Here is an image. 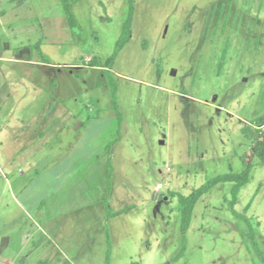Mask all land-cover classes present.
<instances>
[{"label": "rangeland", "instance_id": "1", "mask_svg": "<svg viewBox=\"0 0 264 264\" xmlns=\"http://www.w3.org/2000/svg\"><path fill=\"white\" fill-rule=\"evenodd\" d=\"M53 4L0 0V52L28 51L62 63L19 68L30 83L16 86L0 61V122L19 115L35 94L26 89L33 84L61 104L53 124L56 107L23 111L31 125H72L71 114L83 121L100 114L119 136L110 153L105 143L99 148L113 164L111 196L109 204L43 218L41 228L11 198L0 203V264H264L257 249L264 254V162L258 157L251 158V179L234 208L233 183L217 184L195 205L186 233L178 198L213 177L243 172L242 156L263 128L253 121L264 115V0H135L131 38L110 69L120 125L104 69L129 0L73 3L76 27L62 13L48 15ZM37 42L41 52L33 50ZM246 127L252 135L244 134ZM78 134L64 127V145L51 150L67 152ZM97 185L100 192L101 179ZM123 208L108 217L107 209ZM233 209L246 216L253 234ZM185 238V254L177 259Z\"/></svg>", "mask_w": 264, "mask_h": 264}, {"label": "crops", "instance_id": "2", "mask_svg": "<svg viewBox=\"0 0 264 264\" xmlns=\"http://www.w3.org/2000/svg\"><path fill=\"white\" fill-rule=\"evenodd\" d=\"M53 2L54 6L46 9L47 14L54 17L58 12L66 16L61 0ZM37 10H40V7ZM7 48H10V45ZM24 48L29 50L31 46ZM45 58L46 60L33 58V54L28 51L22 54L0 52V61L9 66V82L16 86L23 81L29 82L18 73L19 68L28 67V64L54 68L62 65L51 62L46 56ZM26 89L27 93L35 94L22 107L19 115L15 116V119L12 118L13 120L6 116L0 122V203L11 198L17 207L41 228L43 218H62L70 212H77L84 206L104 200L109 157L105 150L99 151V148L105 143L106 149L107 145L119 139V136L113 137L109 128L114 125H105L107 120L100 114L83 121L81 114L70 113L72 125H31L23 111L31 112L36 104L43 106L41 114L56 107L58 110H54L51 124L58 123V107L61 103L59 98L49 96L52 93L48 89L40 88L38 91L35 84L26 86ZM13 93L15 94V91H7L8 98H12ZM43 97L46 99H42ZM18 102L6 110V115L12 114ZM63 108L65 109L64 106ZM61 120L64 122V118ZM83 123H86L84 130ZM64 127L78 130L79 134L72 147L60 154L52 151L51 147L56 149L64 145V138L59 135ZM99 179L102 187L100 192L97 191ZM42 204L43 211L40 210ZM59 251L64 256H70L63 246Z\"/></svg>", "mask_w": 264, "mask_h": 264}, {"label": "trees", "instance_id": "3", "mask_svg": "<svg viewBox=\"0 0 264 264\" xmlns=\"http://www.w3.org/2000/svg\"><path fill=\"white\" fill-rule=\"evenodd\" d=\"M80 0H61L65 15L67 17V20L69 22V25L71 27H76L78 25L77 18L75 14L72 11V4L76 3ZM134 11H135V0H129V6H128V13L127 17L124 21L123 25V31L122 34L119 38V40L116 43L115 49L111 57L107 60L106 65H105V75L107 77L108 83L111 87V92H112V99H113V107L114 110L117 114V119L119 125L121 124L122 121V114L120 113L119 110V105L117 102V84L113 78V75L110 71V69L113 67L115 60L119 54V52L122 50V48L129 42L132 34V21H133V16H134ZM40 42H37L35 47L33 48L36 49L37 51L41 52V48L39 45ZM42 60H46L45 56L42 54ZM255 125L258 127H263L258 131L256 134V137L254 138V144L252 146V149L247 151L243 156L242 160L245 164V169L241 173H226L223 175H218L216 177H213L209 180H207L202 186L194 190L191 194L189 195H184L182 193L178 194V198L181 204V217H182V232L186 233L187 230L189 229L191 220H192V214L193 210L195 208V205L197 202L203 197L204 194L208 193L211 191V189L216 186L219 183L223 182H232L233 187H232V200H231V205L234 208V205L238 201V195L242 189V187L247 184L250 179H251V173H252V162L251 158L253 155L258 157L262 162H264V115L255 119L253 121ZM86 128V123H83L82 130ZM244 134L247 136H250L253 134L251 131L250 127H246L244 130ZM114 144V141L109 143L106 147V150L108 153L111 151V147ZM113 164L109 160L108 164V176H107V191L104 197L105 204H109L110 196H111V191H112V184H113ZM250 206V204H249ZM249 206L247 208H249ZM44 209V204L41 205L40 210L43 211ZM128 208H123L120 209L117 212H112L109 209H107V214L108 217H114L116 215H120L121 213L125 212ZM233 212L236 216L243 220H247L246 216L243 214H240L237 212L235 209H233ZM247 224L251 230V233L253 234V228L252 224L250 221L247 220ZM109 235V234H108ZM186 237V236H185ZM258 252L262 259L264 260V254L262 253L261 249L259 246H257ZM186 251V238L184 239V245L182 250L180 251L177 259L181 258L184 256ZM110 258L109 255L107 256V262H109Z\"/></svg>", "mask_w": 264, "mask_h": 264}]
</instances>
